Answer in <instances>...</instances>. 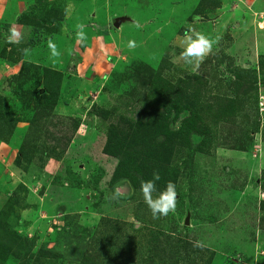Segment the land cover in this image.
Returning <instances> with one entry per match:
<instances>
[{
    "label": "rangeland",
    "instance_id": "374dc122",
    "mask_svg": "<svg viewBox=\"0 0 264 264\" xmlns=\"http://www.w3.org/2000/svg\"><path fill=\"white\" fill-rule=\"evenodd\" d=\"M0 264H264V0H0Z\"/></svg>",
    "mask_w": 264,
    "mask_h": 264
},
{
    "label": "clouds",
    "instance_id": "9594fccd",
    "mask_svg": "<svg viewBox=\"0 0 264 264\" xmlns=\"http://www.w3.org/2000/svg\"><path fill=\"white\" fill-rule=\"evenodd\" d=\"M9 32L8 42L15 43L13 38L19 35L18 31L15 28H10ZM77 38L83 40L85 38L84 33L78 32ZM183 43L186 44V47H184L181 55L189 64L193 63L192 58H197V60L203 58L212 47V42L204 34L192 33L190 28L184 33ZM129 46H134V42L130 41ZM24 51L27 54L28 49ZM53 54L56 55L57 53L54 51ZM160 178V174L154 172L152 179L141 181V191L154 217L167 216L170 211L175 212L176 210L177 191L175 184L171 181L167 182L166 187L157 198L153 199L152 193L156 191V181H159ZM116 194L119 195V191ZM196 246H200L199 241L196 242Z\"/></svg>",
    "mask_w": 264,
    "mask_h": 264
},
{
    "label": "trees",
    "instance_id": "16d2710c",
    "mask_svg": "<svg viewBox=\"0 0 264 264\" xmlns=\"http://www.w3.org/2000/svg\"><path fill=\"white\" fill-rule=\"evenodd\" d=\"M54 73H55L56 76H58V79L56 81V86H58L59 85V82H60V79H61V74L60 73H56V72H54ZM184 101L187 102L186 105H188V103L190 101V98L187 95H184ZM193 115L194 114L192 113V121L194 123H196L198 118H196L195 116L193 118ZM154 119L155 118H151L148 123H146L145 125H143V127L144 128H147L148 131L154 130L155 131V134H156V133L159 132V129L161 128V126H160V124H158V122H154ZM188 121L189 122H192L191 121V118L188 119ZM167 133L169 134V132H167ZM164 134L166 135L165 131H164ZM169 137L167 136V139H169ZM136 159H137V156L130 157V151L123 153L122 161H121L122 170H123L122 174L124 173V171L128 175H131L132 174L131 176L134 178L133 181L136 184L141 185V181L142 180H149V179H152L153 177H151V172L144 171V169H143V166L144 165H140V166L136 165V161H135ZM160 180H161V183H162L163 177L160 178ZM160 180L159 181H156V188L159 187ZM174 184L176 185V182Z\"/></svg>",
    "mask_w": 264,
    "mask_h": 264
},
{
    "label": "water",
    "instance_id": "95a60500",
    "mask_svg": "<svg viewBox=\"0 0 264 264\" xmlns=\"http://www.w3.org/2000/svg\"><path fill=\"white\" fill-rule=\"evenodd\" d=\"M127 20H129L128 17H119V18H116L115 22H114V25L119 28L121 26V24H123L124 22H126Z\"/></svg>",
    "mask_w": 264,
    "mask_h": 264
},
{
    "label": "crops",
    "instance_id": "0c3cea01",
    "mask_svg": "<svg viewBox=\"0 0 264 264\" xmlns=\"http://www.w3.org/2000/svg\"><path fill=\"white\" fill-rule=\"evenodd\" d=\"M6 3H7V1H6Z\"/></svg>",
    "mask_w": 264,
    "mask_h": 264
}]
</instances>
